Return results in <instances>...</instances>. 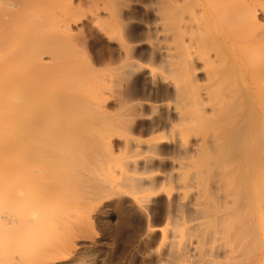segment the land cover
Listing matches in <instances>:
<instances>
[{"label":"bare ground","instance_id":"bare-ground-1","mask_svg":"<svg viewBox=\"0 0 264 264\" xmlns=\"http://www.w3.org/2000/svg\"><path fill=\"white\" fill-rule=\"evenodd\" d=\"M161 1H162V3H163V1H165V3H166L165 5L168 4L170 6L169 8H171V6H174L173 8L175 10L174 13L176 15V18L178 17L182 21H184L183 19H186V17H188V20H190V21L195 20L193 23H195L197 21L198 24H195V26L197 25L196 27L192 23V26L195 27L194 31H196L197 29L200 30L199 29L200 26H203V29L206 30V32H203L206 35V36H203V37H205V39L202 40V38H199L202 40L201 41L202 47H200V49H202V50L204 49L202 51L203 54L200 53L201 56L197 57L198 51H196L194 55H196V57L199 58L200 61L203 60L205 62V67L208 69L207 72H209V74L207 73V75H208L207 82H209V83L211 82L212 84L220 82L219 83V85H220L221 81L223 79L228 80L227 77L229 78V76L232 75V73H229L232 70H229L227 68L228 65H230V64H232L233 68L235 66H237L238 64H240L241 69H240L239 75H240V78L244 82L248 83L249 80L253 81L255 79H258V80L264 82V27L258 22V19H257L258 7H260V9L264 12V1L263 0H181L184 2V4H182L183 2L181 3L178 0H161ZM0 2H1V0H0ZM178 2L181 3L180 6H178L179 5ZM23 3H25V0H20V1L19 0H8V1H4V5H2L3 7H0L1 8L0 9V264H50V262H51V260H53V258L54 259L59 258V260H60V258H61L60 253H62L61 254V256H62L65 254V252L69 251V248H68V250H66L65 245H66V242L68 240H70V239H66V238L69 235L71 237V233H70L71 230H70V232L67 230L70 234L69 235L65 234V237H64V233H65L64 231L65 230L63 231L62 225L64 226L66 224L65 226H70L69 223H71V224H74V223H72L73 221H70V222H68V221L71 218H72L71 220H74L76 218V217L74 218L75 215H73V212L76 211L74 208H73L74 209V211H73V209H72L73 206L70 207L71 208L70 209L68 207V204L65 205L64 207H61L60 205L53 204L50 201L51 200L49 197L50 195H48L47 191L48 192L51 191L50 189L54 183L52 185H48V182H50V183L53 182V181L49 180L48 178L49 177L53 178L55 176L54 175H53V177L52 176H49V177L46 176V175H49L50 173H52V171L54 170V168L49 165L52 169V171H50L48 169L50 167L47 165L48 163H46V162L48 161V159H53V161L57 160V158L55 159L56 152L54 150L62 149V151H63L64 147L62 146V144L64 146H66V144H64L61 140L58 142H61L60 144H61V147H63V148H60V145H57L58 142L54 139L55 138L57 139V137H59V139H60V136L63 133H65V135H62V136H64L65 138H66V136H68V135H66L67 134L66 130L70 126H72V125H70L71 119L66 120V121L62 120V119L65 118L67 115L69 116L68 112H70V114H72L71 113L72 111H69V108H67V106L65 107V105H67L65 100H62L64 102V105H62L63 102L61 100L59 102V106L62 105L64 108L58 107L56 109L55 107H57V106L54 107V105H53L54 102L52 100L50 103V101H48L49 100L48 98L45 99L46 96L47 97L49 96V98L52 97L51 93H50V95H48L49 91L44 86L47 82L46 83L44 82L45 84H43V82L38 81V80L34 81V79H33L34 84L32 85L30 83V85H29V75L35 71L39 72L40 68L43 67L42 65H44V63L42 62V55H44L46 48H48L47 46L51 47L52 42L55 43V41L58 38V36L56 34L55 35L52 34L53 37L55 36V38L50 37V36H52L51 34H48L49 36H47V33L44 32V28H46V27L49 28L52 23L58 24L59 26L61 24V26H63L65 28V26L70 25V21H72V17L71 16L69 17V15L67 16V13H68L67 9H69V8L66 9L67 13L65 12V10H63L62 14L61 13L59 14V15H61L60 17L57 15L55 16L54 14H53L54 16H52L48 12H46V13L50 16L43 13L40 17H35V19L33 18L32 21L28 20V22L29 21L31 22V28H30L31 33L30 32L28 33L25 31L26 29H23V31H22V29L18 30V28H20L19 26H21V25H19L18 21L15 22L14 19L12 21H9L10 17H11L10 15H12V13H14V12L17 13L16 9H20V8L22 9L23 5L26 4V3L25 4H23ZM176 3H178V5ZM158 4H160V3L158 2ZM181 5H183V6H181ZM152 6H154V5H152ZM14 9H15V11H14ZM9 12H12V13L10 14ZM52 13H54V12H51V14ZM63 13H66V15ZM113 13H116V12H113ZM6 14H8V16ZM56 14H57V12H56ZM71 14L72 13H70V15ZM114 15H112V17H114ZM117 16L119 17V15H117ZM6 17L9 19H7ZM12 17H14V16H12ZM12 17H11V19H12ZM109 17H111V16L109 15ZM160 17H161V15H160ZM182 21H180V22L182 23ZM198 21H201V22L199 23ZM23 22L24 21H22L20 24H24ZM154 22H156V21H154ZM117 23H119V22L117 21ZM122 23L124 24V22H122ZM28 24L29 23H27V25ZM192 26H190L191 29L193 28ZM57 28H59V27H57ZM114 28H116V27H114ZM62 30H60V32ZM119 30H121V29H119ZM56 31H57V29H56ZM118 34H120L119 31H118ZM204 34H202V35H204ZM58 35H59V33H58ZM191 38H192V36H191ZM63 40H64V38H63ZM165 40H166V38H165ZM183 40H182V43L184 42ZM167 41H169V40L167 39ZM125 42L127 43L126 40L124 41V43ZM54 43H53V45H54ZM119 44H120V42H119ZM181 45L182 44H179L175 48H177L179 50ZM184 45H185V43H184ZM184 45L181 46V48L183 50L180 48V50H182L181 53L183 55L182 56L183 57V60H182L183 65H181L182 67L181 68L179 67V69L182 70L183 74L182 73L181 74L184 76L183 79H184L185 83H183V84H185V85L180 86L178 84V85H175L173 87L172 92L175 94V97H176V101L173 102L176 104L175 107H170L169 106L170 104H168V103H166V104L160 103L159 105H154V106H152L153 104H150L149 102H147L145 104L138 102V104H136V105L134 103H131V104H134L133 106H135L136 108L139 107L140 109L146 108V106H152L154 108L165 110L163 112V114L161 113L162 115L158 119L153 121V123H152L153 125H151L152 129L150 128V130L154 131L155 127L156 128L158 127L157 131H159V129L169 128L168 129L169 132L167 131L168 132L167 135L160 137L158 141L148 145L147 151L150 152L149 153L150 156H147V157L145 156L146 159L145 158L144 159L146 160V163H148V164H149V162L153 163V161L156 157L155 155L160 154V150L162 151L161 147L159 146L160 144L168 143V141H170L172 139L174 140V137L176 138L177 134L182 138L180 143H179V154L181 157V164L179 163L180 165L178 168L179 170H182V171L178 175H179V177L184 175L186 181L187 180L189 181L188 184L190 186H193L194 189L196 188L197 190L194 192L192 191L191 195H189L187 192H185V194L183 193L184 196L179 195L176 198H172V199L168 200L170 202L169 204H175L177 206V207L175 206L176 208H178V206H179V208H181V207L185 208L186 207L185 205L188 204V206L190 207V209L192 210V213H193V214L191 213L193 215V217L189 220L188 225H185L187 222L186 223L183 222V223L179 224V222L181 220L180 216H178L176 219V221H177L176 225L178 227H180L182 224H184V226L188 230H190V233L192 232L193 229L196 230V232H198L197 237H198V235L201 236L202 241L205 243V244L200 246L199 245L200 241L198 239L199 244L196 246L197 251L200 250V253H201L200 255L202 256V254H203L202 257H206L204 255H207V254H208V256H209V254H211L210 256H213L212 253L214 251L220 250V251H224L226 253V255H228L230 258H232L234 260H236L235 258H240V257L242 258L241 259L242 262L239 261L240 260L239 259L236 261L235 264H240L243 262L245 263L244 258L251 259L250 257H253L255 251H256V254L258 252L257 255H259L260 254L259 250L260 251H262V249L264 250V245H261V244H264V242L259 245V243H258L259 238L257 239V236H258L257 233H259V232H257V230H256L257 225H258L257 223L260 222L259 224H261V223H262L261 225L264 224V217H263L264 216V214H263V211H264V114H262V112L260 111L261 112V113L259 112L260 114H256V118H255L256 120L253 121L254 123L253 122L250 123V121L246 120L248 122V124H246V122L243 123L244 122V120H243L242 124L241 123L237 124L235 129H232L235 126V125L231 126L232 120H233V122H232L233 124H236L234 122H236L238 120L237 119L238 117H234V118H236L235 120L232 117H230L229 120L227 121V116H228L227 114L229 113V111H228L229 109L228 108L226 109V107L228 106V104L226 102L227 101L231 102L232 100H234V97L233 98L230 97L232 95L234 96L232 89L230 90V91H232V94L230 93V91L227 92L229 87L227 88V90H225V88L222 89V90H224L223 93H226L224 95H226V96L230 95V96H228V97H230L229 99L227 97H222V96H219L218 99H216L217 96L213 95V93L215 91H213V89H212L215 85H213L212 88H211L212 85L208 86L207 88L204 87V88H206V90H205V89L201 88V87H203V85L201 87H199L200 85L195 84L193 82V79H192L193 74L190 71V65L195 61V59H194L195 56L193 55V52L191 53V51L189 50V47H186V46L184 47ZM43 48H45V49H43ZM123 49H126V48H123ZM164 50L166 53L165 54L166 57L170 58L173 55V54H170V51L172 50L170 47H165ZM178 50H176V51H178ZM158 51L160 52V50H158ZM129 52H131V51H129ZM181 53H180V57H181ZM128 56L130 57L129 53H128ZM223 61H225V62H223ZM176 62H177V60H176ZM14 64L16 66V73H14L15 70H14V72L12 70ZM195 68H197V66H195ZM133 69L136 70L138 68L136 66H134L132 63H130L129 66L123 72H121V74L123 76L125 74L126 78H128L131 76L132 73H134ZM227 70H229V72H227ZM12 72L14 74H12ZM40 72H41V70H40ZM125 76H124V78H125ZM133 76H134V74H133ZM149 76L153 79V81H156L155 80L156 77L154 76V73H152ZM235 76H237V75H235ZM40 78H42V77H40ZM162 79H164V78H162ZM166 79H168V78H166ZM194 80L196 81L195 78H194ZM225 81H222V83H224ZM196 82H198V81H196ZM198 83H200V82H198ZM111 84H113V83H111ZM219 85L217 84L218 87H219ZM152 86L153 85H151V87ZM162 88L161 89L159 88L156 90L157 96L159 94L160 98H162V96H161L162 94L169 92V86H166L163 89ZM245 88H246V94H248V96H250L249 94L254 96L256 94V92H257V94H258V92H259V94L264 93V87H260L257 90H254L255 93L253 91V89L255 88L254 85H253V89L250 85H246ZM44 89L46 91H48V92H45L47 94H44ZM152 89H153V87L150 89L151 92L153 91ZM202 89L205 92H203ZM50 90H51V88H50ZM212 91H213V93H212ZM59 92L57 91V93H59ZM156 92H154V93L156 94ZM165 95L168 96V94H165ZM215 95H217V94H215ZM221 95H223V94H221ZM64 96H66V95H64ZM263 96H264V94H263ZM53 97H55V96L53 95ZM62 97H63V94H62ZM127 98L128 97H126V99ZM226 98H227V100H226ZM251 98H252V96H251ZM65 99H67V98L65 97ZM108 99H106V100H108ZM230 99H231V101H230ZM53 100H55V98ZM57 100H58V98L56 99V101ZM71 100H73L72 97H71ZM46 101H48L50 104ZM218 101H220V102L218 103ZM221 101H222V103H221ZM250 101H251V99H250ZM123 102L124 101H122V104H124ZM232 102H234V101H232ZM103 103H102V105H103ZM224 103H226L227 106H226V104L224 105ZM70 104H72V102ZM126 104H128V103H126ZM131 104L129 106V109H127L128 111H130V110L134 111L136 109V108L134 109L133 106H131ZM48 105H50V106L48 107ZM208 105L210 106L209 110L211 108L210 111L209 110L206 111L207 110L206 108H208ZM222 105H224V106L221 107ZM31 107L32 108L34 107V108L31 109ZM130 107H131V109H130ZM237 107H234V109H231L232 108L231 107L230 109L233 111L237 109L236 111H234V113L237 114L238 112H240L241 113L240 115L242 117V112H241L242 109L238 105H237ZM49 108L55 109V110L51 111V110H49ZM222 108H224L225 111ZM260 108L262 109V106ZM220 109H222V110L220 111ZM61 111H63V113ZM64 111L66 112L67 115H65ZM98 111H97V114H98ZM128 111L122 112V113L126 114V115L124 114L126 118L124 120H122L121 123H119V124H121L122 128H126V129L132 127L131 126V120H133L131 118L133 115V114L131 115L132 111H130L131 113ZM56 113L58 115H59V113H60V115L64 114L63 118L60 116V118H62L61 120L64 121L63 125L61 123L59 124V120L57 118L55 119V117L57 116ZM157 113H158V111H157ZM234 113H232L231 116H233ZM90 114H92V113H90ZM76 115H77V112H76ZM76 115H74V116L76 117ZM99 116H102V114L101 115L99 114ZM229 116H230V114H229ZM53 117H54V120H57L56 123L54 122ZM105 117H107V116H105ZM250 117H251V115H250ZM69 118H70V116H69ZM95 118L100 119V117H97V116L94 117V120H95ZM113 118H111V119H113ZM79 119H81V117ZM84 119L85 118H83V120ZM114 119H116V118H114ZM85 120L87 121V119H85ZM89 120H90V118H89ZM96 120H97V123L100 122L98 119H96ZM96 120H95V122H96ZM100 120L102 121V118ZM73 121H74V119H73ZM86 121L85 122L83 121V122L86 123ZM114 121H116V120H114ZM65 122H66V125L69 124L68 125L69 127L65 125ZM102 122H104V121H102ZM226 122L227 123L229 122L230 124L229 123L226 124ZM53 123H55L56 125L58 123L59 124V125H57L58 127L56 125H55L56 127H54ZM91 123H93V122H91ZM105 123H108V122H105ZM221 123L224 124V125H222L223 128L226 125L225 129H227V127H228V129L222 131V129H221L222 127L220 125ZM119 124L117 123V125H119ZM250 124H253L252 126H254V127L252 128L250 126ZM46 125L49 126V127L47 126V130L50 131L48 133H51L53 135H48V133L46 131L43 132L45 130L44 127H46ZM61 125L63 128L60 127ZM64 125H65V127H64ZM74 125L76 126V123ZM114 125L115 124L112 125V123L110 122L108 125L110 127L109 128L105 127V128H107V129L111 128V130H113L115 128L118 130V126H115L113 128ZM176 125H178L177 126L178 128L180 126V129H178L176 127ZM257 125H259V127ZM77 126H78V124H77ZM79 126H80V124H79ZM100 126H101V124H100ZM29 128L31 129V131L33 133H35L36 131L38 132L39 129H42V131L39 130L41 132L40 135L41 134L44 135L45 133H47V134H46V136H38L39 135V133H38V135L36 136L37 133H35V135H34L30 131L27 132V129H29ZM58 128H60V129H58ZM61 128H62V130H61ZM65 128H66V130H64ZM56 129L58 131L57 133L54 132V131H56ZM71 129H72V127L69 129V131ZM63 130L66 132H64ZM59 131L61 133L63 131V133L60 134ZM89 131H91V130H89ZM79 132H81V131L79 130ZM27 133L30 136L27 135ZM58 133L60 134L59 136L57 135ZM75 133H76V131H75ZM82 133H81V135H82ZM123 133H125V132H123ZM154 133H153V135H154ZM70 134H73V133L71 132ZM110 134H111V132H110ZM106 135H108V134H106ZM125 135H128V134H125ZM194 135L200 136L201 139L197 143V148L193 149L194 150V152H193V150H191L192 148L190 149L187 147V143H189L188 138L190 136L192 137ZM129 137H130V135H129ZM131 137L133 138V136H131ZM94 138H92L91 141ZM100 138H102V140H104L102 136ZM52 139L54 140L53 142L57 143L56 144L57 146H55L56 147L55 148V147H52L50 145L52 147V149H51L48 146L49 145L48 142H51ZM147 140H150V139H147ZM94 141H96V140H94ZM94 141H92V142H94ZM104 141H106V140H104ZM222 141H223V143L225 142L226 147H228V146L230 147V151L232 152L230 155L227 154V155H229V158L227 157L228 159L226 158L225 160H223V158H222V160L218 159V158H214L215 156L218 155L217 151L219 152V150L223 147ZM87 142H88V140H87ZM101 142L102 141H100L99 143H101ZM226 142L229 145H227ZM51 144L55 145V143H51ZM225 144H224V147H225ZM97 146H99V145H97ZM231 146L235 150H233V148H231ZM65 149H68V148H65ZM108 149H109V147H108ZM101 150H103L102 146H101ZM111 150H112V148H111ZM64 151H67V150H64ZM92 151H95V150L93 149ZM98 151L99 150H97V152ZM129 151H130V149H129ZM230 151H228V153ZM59 152H61V151H59ZM214 152H216L215 156H213ZM220 152H222V151H220ZM151 153H153L155 155L151 156ZM203 153L207 154L209 159L210 158L213 159V161L212 162L210 161V163H208L207 166L205 165L206 167L204 166V168H202V164L204 162L200 163V161L202 159L199 161V158L201 156H203V157L205 156V154H203ZM103 154H104V152H103ZM220 154H219V157H220ZM63 155L65 157H67L65 154H63ZM75 155L78 156L77 154H75ZM80 155H81V153H80ZM92 155H93V153H92ZM74 156H72L73 159H74ZM140 156H141V154H140ZM80 157H82V156H80ZM136 157H139V155H136V154L133 155L132 153H129L126 156L124 155V157H122L121 159H119L117 161L114 160L115 162L113 164L112 163L110 164V162H108L109 161L108 160L107 162L109 165H108V167L105 166V167H107L106 173H108L107 174L108 176H106L107 177L106 181H108V183L107 182L104 183L105 180H103L104 182L102 184V182L99 180V182H101L102 185H100V186L98 185L99 186L98 190L96 189V188H98V186H96V183H95L94 184L95 189L93 190L94 195H97V192L102 190V193L104 192L105 194H108V195L109 194H111V195L112 194H115V195L120 194L122 197V194L125 193L124 191H126V190H129V192L133 191V194H134V191H135L134 189H136V187L145 185V183L147 182L146 178L139 177V176L135 177L132 175V173L134 171L133 167H136V164H138L137 162L139 161V160H137L138 158L136 159ZM67 159H68V157L66 158V160ZM110 159H111V157H110ZM67 161H70V159ZM111 161H113V160H111ZM57 162L55 161V163H57ZM100 162L102 163V161H100ZM70 163H69L68 169L67 168L65 169L66 171L70 170V168H71ZM101 163H99V164L101 165ZM102 165H103V163H102ZM71 166H73L72 163H71ZM65 167H63V169ZM63 169L60 168V170H62V171H63ZM76 169H79V168H76ZM56 170H58V169H56ZM48 171H49V174L47 173ZM79 171H80V169H79ZM91 171H93V170H91ZM57 172H59V171H57ZM54 173H56V171ZM76 173H77V171H76ZM102 173H104V172H102ZM62 174H66V173L63 172ZM77 174H79V173H77ZM95 174H96V171H95ZM44 175L47 177V181L49 180L48 182L46 181V177ZM59 176H60V174H57L56 177H59ZM68 176H70V175H68ZM153 176H156V175H153ZM43 177H45V178H43ZM71 177H72V175H71ZM75 177L76 176H74V178ZM79 177H80V175H79ZM81 178H82V175H81ZM81 178H78L77 180H79ZM155 178H153L151 180V184L153 186H154V184H156V185L159 184L158 179L157 178L155 179ZM40 179L43 180V182ZM54 179H56V178H54ZM65 179H66V176H65ZM119 179H121V180H119ZM185 179H183V180H185ZM57 180H60V179H57ZM95 181H97V180H95ZM46 182H47V184H46ZM80 182H82V181H80ZM84 182H82V183H84ZM209 182L212 184L213 188H215L213 191H210L208 186H207ZM34 183L35 184L37 183V185H35ZM43 183H44L45 187H44V185H42ZM60 183H58V184H60ZM91 183L93 184V182H91ZM58 184L56 181V185H58ZM85 184H84V186H85ZM46 185H48V188L50 186V189H47ZM56 185L54 184V186H56ZM63 185H64V183H63ZM63 185L61 184V186H63ZM86 185H88V184H86ZM152 185H151V187H152ZM187 185H186V187H187ZM38 186H41V188ZM58 186H60V185H58ZM65 186H66V184H65ZM88 186H86V187H88ZM89 187L87 189L88 191L90 190ZM55 188L57 189V186ZM142 188H144V187H142ZM180 189H181V187H180ZM102 193L100 191L99 195H101ZM186 193H187V195H186ZM50 194H52V192H50ZM57 194H59V193H57ZM61 194L57 195L58 198L59 197L63 198L64 193H63V195H61ZM67 195H66V197H67ZM88 197H89V195H88ZM186 198H188V199H186ZM88 200H90V199H88ZM187 200H188V202L186 204ZM67 201H70V200L67 199ZM83 201H85V200H83ZM84 203H86V202H84ZM84 203L81 204V208H82V205ZM77 204L80 205V203H77ZM88 204H89V202H88ZM138 204H140V203L138 202ZM55 206H58V208H56ZM85 206L87 208V205H85ZM75 208H77V207H75ZM169 209L171 210V208H169ZM79 211H81V209H79ZM179 211H180V213H179ZM77 212L78 211H76L75 214H77ZM181 212H182L181 209L180 210L177 209V211L174 213H179V215H182L183 213H181ZM78 213L81 214V212H78ZM80 214H79V217L83 216ZM259 217H260V219H259ZM261 219H263V221ZM66 220H68V221L65 222ZM90 220H92V219H90ZM258 220H261V221L258 222ZM76 221L77 220H75V223H76ZM75 227H76V224H75ZM178 227H175L176 229L173 230L172 236L170 235L172 238V239L170 238L171 239L170 241H172V242L169 241L168 243L171 244L170 249L173 251V252H171V254L173 256L185 257L186 251H185V248L182 247V243L183 244L185 243V242H183V240H184L183 237H185V236L182 234V232H180L177 229ZM66 228L70 229L69 227H66ZM66 228L64 227V229H66ZM183 229H184V227H183ZM84 231H83V233H84ZM259 231L261 233L262 230L260 229ZM72 232H74V230H72ZM74 234H73V236L75 237ZM261 234H263V233H261ZM191 235H192V233H191ZM191 235H189V236H191ZM78 236H79V233H78ZM61 237L62 238L64 237L65 241ZM166 239L167 238H165V236H164V240H166ZM190 239H192V238H190ZM262 239L264 241V237ZM189 241H187V242H189ZM259 242H262V241L259 240ZM172 243H173V245H172ZM63 244H65V245H63ZM68 244L66 246L70 247V241L68 242ZM164 244L162 246H164ZM175 245H176V247H175ZM185 245L187 246V243H185ZM261 246H262V248H261ZM169 247H170V245H169ZM163 248H165V247H163ZM259 248H261V249H259ZM63 249L65 250V252ZM168 252L170 253V251H168ZM256 254H255V256H256ZM66 255H68V254H66ZM208 256H207V258H210ZM261 256L258 260H255V262H254L255 264H256V261H258L259 263L263 262V260L260 262V259H262V258L264 259V256H262V257ZM256 257H254L252 260L254 261V259H256ZM250 261L251 260H249V262ZM161 262H163V261H161ZM232 263H233V261H232ZM263 263H261V264H263ZM164 264H165V262H164Z\"/></svg>","mask_w":264,"mask_h":264},{"label":"rangeland","instance_id":"rangeland-1","mask_svg":"<svg viewBox=\"0 0 264 264\" xmlns=\"http://www.w3.org/2000/svg\"><path fill=\"white\" fill-rule=\"evenodd\" d=\"M4 1H8V0H1L2 3L0 2L1 3L0 7H3L2 5H4ZM26 1L27 0H25L26 4L23 3L25 5H23L22 9L21 8L16 9L17 13L14 12L15 13L14 14V13H12L13 11L9 12L10 14L12 13V15H10L11 17L12 16L15 17V18L12 17V19L10 17L9 21H12L14 19L15 22L18 21L19 25H21V26H19L20 28H18V30L22 29V31H23V29H26L25 31L29 33L30 28H31V22L30 21L28 22V20L32 21L33 18L35 19V17H40L43 13L48 15L46 12H48L52 16L57 15L60 17L61 15H59V14L60 13L62 14L63 10H65V12H66V9L69 8V9H67L68 13L67 12L66 13H67V16L69 15V17L70 16L72 17V21H70V25L65 26V28L63 26H61V24H60V26H61L60 27L58 24H53V23L51 24V26L49 28L48 27L44 28V32L47 33V36H49L48 34H51V35L56 34L58 36L57 40L58 41L60 40V41L58 42L56 40L55 43L52 42V45L50 44L51 47L47 46L48 48H46L44 55H42V62L44 63V65H42L43 67L40 68L41 72L39 70V72L35 71L29 75V85H30V83L33 85L35 80L41 81V82H43V84H45L47 82L44 86L46 87V89L49 92L44 89V94H47L45 92H48L49 93L48 95H50V93H51L52 97L49 98V96L48 97L46 96L45 99L48 98L49 99L48 101H50V103L52 100L54 102V104L52 103L54 105V107L57 106V107H55L56 109L58 107L62 108L63 107L62 105H64V102L62 100H65L67 103V105H65V107L67 106V108H69V111H72L71 112L72 114H70V112L67 111L70 118L66 114L65 111H64V113H65V115H67L65 117L66 119L63 118L64 114L60 115V113H59V115H58L56 113V115L58 117L54 116L55 119L57 118L59 120V124L61 123L62 125L64 124L63 123L64 121H62V120L66 121V120L71 119L70 125H72V126L69 127L68 126L69 124L66 125V122H65V125L69 127L67 130H66L67 127L64 129L67 131L66 135H68V136H66V138L64 136H62V135H65V133H63V131H64L63 130L62 131L63 134L59 131V133L62 134L61 136L63 138L60 136V139H59V137H57V139L56 138L54 139L57 142L62 140V142L64 144H66V146H64L62 144V146L64 148L61 147V144H60L61 142H58V144H57L56 142H53L54 141L53 139L51 140V142H48V144H49L48 146L51 149H52V147L60 145V148H63V151H62V149H60V150H54L53 149L56 152L55 159L57 158V160H55V159L54 160L56 162L58 161L60 164L58 162L55 163V161H53V159H48V161L46 162V163H48L47 164L48 166L50 165L51 167L54 168V170L52 171L51 167L49 166L50 168H48V169L50 171H52V173L49 174V171H48L47 173L49 175L45 174L48 177L49 176L53 177V175H54L55 177H53V178L49 177L48 178L49 180H51L53 182L52 183L48 182L49 180L47 181V177L44 175L46 177V181L48 182V185H52L53 183L56 185V181H57V184L61 182L60 184H58L60 186L56 185L57 186V189H56L55 188L56 186H54V184H53L51 189H50V186L48 188V185H46L47 186L46 188L50 189L51 191L50 190L49 191L52 192V194H50V192H48L46 189L45 190L47 191L48 195H50L49 196L51 199L50 201L53 204H58L61 207H64L65 205L68 204L69 208L73 206L72 209L74 208L76 211L81 212V214L77 212V214H78L77 215V214H75L76 211L73 212V215H75L74 218L75 217L76 218L75 219L73 218L74 220H71L72 218L70 220L68 219L69 221L66 220L65 222L73 221L72 223H74V224L69 223L70 226H65L66 224L64 226L62 225L63 231L65 230L64 231L65 233L63 232L64 237H65V234L69 235L71 233V237L69 235L68 236L69 238L68 237L66 238V239H70L66 242V245H67L68 242L70 241V247L63 244V245H65L66 250H68V248H69L70 252L69 251H67L68 253L65 252V250H64L65 248H64L63 250H64L65 254L62 255L63 257L61 256L62 253H60V257H61L60 260H59V258L58 259L53 258L54 261L51 260L50 264H164V262H165V264H235L237 260L240 259L239 261H241V259H242L241 257L235 258L236 260H234V259L230 258L228 255H226V253L224 251H220V250L214 251L212 253L213 256H210L211 254H209V256H208V254H207V255H204L206 257H202L203 254H202V256L200 255L201 254L200 250L197 251L196 246L199 244V241H200V244H199L200 246L205 244V243L202 241L201 236L198 235V237H197L198 232H196V230L193 229L191 232L192 233V235H191L190 230H188L184 226V224H182L180 227H178L176 225V222H177L176 219L178 216L181 217L179 224L183 223V222H185V223L187 222L185 225H188L189 220L193 217V215H192L193 213L187 204L188 200L186 201V204H187V205H185L186 207L184 206L186 209L183 207L179 208V206H178V208H176L177 206L175 204H169L170 202L168 200H170L172 198H176L179 195L184 196L185 192H187L189 195H191L192 191L194 192L197 190L196 188L194 189L193 186H190L188 184L189 181L188 180L186 181L184 175L181 177H179V175H178L182 171V170L178 169L179 165L181 164V157L179 154V143H180L182 138L176 133L177 136H176V138L174 137V140L172 139V140L168 141V143H162L159 145L162 149V151L160 150V154L155 155V154L151 153V156L152 155L156 156L153 163L149 162V164H148V163H146V160H145L146 159L145 156L146 157L150 156V154H149L150 152L147 151L148 145L158 141L160 137L167 135L169 132L168 131L169 128L159 129V131H157L158 127L157 128L155 127L154 131L150 130V128L152 129L151 125H153L152 124L153 121L158 119L163 114V112L165 111L162 109L154 108L152 106L159 105L160 103H164V104L168 103V104H170L169 105L170 107H175L176 104L173 102L176 101V97H175V94L172 92L173 87L175 85H178V84L180 86L185 85V84H183V83H185V81L183 79L184 76L182 75L183 74L182 70L179 69V67L181 68L182 67L181 65H183L182 64L183 63L182 62V60H183L182 56L183 55L181 53V51L183 49L181 48V46H183L185 43L184 47L185 46L189 47V50L191 51V53L193 52V55L195 54L196 51H198L197 57L201 56L200 53L203 54L202 51L204 50V49L203 50L200 49V47H202L201 41L205 39V37H203V36H206L203 33V32H206V30L203 29V26L199 25L200 30L197 29L199 27L198 26L196 28L197 30L194 31V28L197 26V25L195 26V24H198L197 21L195 23H193L195 20L190 21V20H188V17H186V19H183L184 21H182L178 17L176 18V15L174 13L175 10L173 8L174 6H171V8H169L170 6L168 4L165 5L166 4L165 1H163V3H164L163 4L161 0H159V1L158 0H98V1L97 0H28L27 2ZM178 1H180L181 3L183 2L181 0H178ZM158 2L160 4H158ZM180 2H178L179 5H178V3H176V4L178 6H180V4H181ZM182 4H184V2ZM152 5H154V6H152ZM181 6H183V5H181ZM14 11H15V9H14ZM51 12H54V13L51 14ZM56 12H57V14H56ZM69 12L72 14L70 15ZM113 12H116V13H113ZM66 13H63V14L66 15ZM8 14H6V15L8 16ZM114 14L119 15L120 18L117 15L115 16ZM50 15H48V16H50ZM109 15L111 17H109ZM112 15H114V17H112ZM160 15H161V17H160ZM7 19H9V18H7ZM257 19H258V22L264 27V12L260 9V7H258ZM21 20L24 21L23 22L24 24H20L22 22ZM116 20L119 23H117ZM154 21H156V22H154ZM180 21H182V23ZM122 22H124V24ZM198 22L200 23L201 21H198ZM27 23H29V24L27 25ZM192 23L195 27L192 26ZM190 26H192L193 28L191 29ZM57 27H59V28H57ZM114 27H116V28H114ZM117 27L118 28L120 27L119 29H121V30H119ZM56 29H57V31H56ZM60 30H62V31L60 32ZM118 31L120 34H118ZM58 33H59V35H58ZM202 34H204V35H202ZM191 36H192V38H191ZM50 37L55 38V36L53 37V35ZM63 38H64V40H63ZM165 38H166V40H165ZM199 38H202V40ZM167 39L169 41H167ZM125 40L127 41L128 44L130 43L131 45L130 44L128 45L126 42L124 43ZM182 40L184 41L183 43H182ZM119 42H120V44H119ZM53 43H54V45H53ZM179 44H182L180 46V48L182 50H180V48H179V50L177 48H175ZM165 47H170L172 49L170 51V54H173V55L170 58L165 56V54H166L165 50H164ZM123 48H126V49H123ZM43 49H45V48H43ZM158 50H160V52ZM176 50H178V51H176ZM129 51H131V52H129ZM128 53H129L130 57L128 56ZM180 53H181L182 58L180 57ZM194 56H195L194 57L195 61L192 63L193 65L192 64L190 65V71L194 75V76L192 75L193 82L197 85H200L199 87H201L203 85V87H201V88H203L205 90L208 86L212 85L211 86V88H212L213 85H215L214 86L215 88L214 87L212 88L213 91H215V92L213 93V91H212V93L214 96H217L216 99H218L219 96L227 97L228 99L230 97H232V98L234 97V100H232L234 102H232L231 99H230L231 102H228V101L226 102L228 104V106L226 103H224V105L226 104V106H227L226 109L227 108L229 109L228 110L229 113L227 112L228 113L227 114L228 115L227 121L229 120L230 117H232L234 120L236 119L234 117H238L237 118L238 122L237 121L234 122L236 124L232 123L233 120H232V122L230 121L231 126L235 125L234 128H232V129H235L237 124H240V123L242 124L243 120H244L243 123L246 122V124H248L247 121H250V123H252L254 120H256L255 119L256 114H260L261 112H262V114H264L263 113L264 112V101H263L264 100V96H263L264 93L259 94V92H258V94H257V92H256V94L254 96L251 94H249L250 96H248V94H246V88H245L246 85H250L253 89V85H254V87H255L253 89V91H254L260 87H264L263 86L264 82H262L258 79H255L253 81L249 80L248 83L244 82L240 78V75H239L240 69H241L240 64H238L234 68L232 67V64H230V65H228L227 68L229 70H232V71L229 72V70H227V72L232 73V75L230 74L231 76H229V78L227 77L228 80L225 79L226 80L225 81L223 79L222 81H225V82L222 83V81H221L220 85H219L220 82H218V83L213 82L214 84H212L211 82L209 83V82H207V78H208L207 73L209 74V72H207L208 69L205 67V62L203 60L200 61V59L197 58L196 55H194ZM176 60H177V62H176ZM223 62H225V61H223ZM130 63H132L138 69H136V70L133 69L134 73H132L130 77L127 76L128 78H126V76L124 74V76H125V78H124V76L121 74V72H123L129 66ZM195 66H197V68H195ZM12 70H13V72L15 70L14 73H16L15 64L13 65ZM13 72H12V74H14ZM152 73H154V76L156 77L155 78L156 81H153V79L149 76ZM133 74H134V76H133ZM235 75H237V76H235ZM40 77H42V78H40ZM162 78H164V79H162ZM166 78H168V79H166ZM194 78L196 79V81H198L200 83L196 82L194 80ZM33 79H34V81H33ZM111 83H113V84H111ZM217 84L219 85V87L217 86ZM151 85H153L152 86L153 87L152 92L150 90L152 88ZM166 86H169V92L162 94L161 95L162 98H160L159 94L157 96L156 90L159 88L161 89L162 87L165 88ZM204 87H206V88H204ZM50 88H51V90H50ZM224 88H225V90H227V88H228L227 92H229L232 89L234 96L233 95L232 96L224 95V94H226V93H223L224 90H222V89H224ZM203 89H202V91L205 92ZM57 91L58 92L60 91V92L57 93ZM232 91H230L231 94H232ZM154 92H156V94ZM254 93H255V91H254ZM62 94H63V97H62ZM165 94H168V96H166ZM215 94H217V95H215ZM221 94H223V95H221ZM53 95L55 97H53ZM64 95H66V96H64ZM228 96H230V97H228ZM251 96H252V98H251ZM65 97L67 99H65ZM71 97L74 101L71 100ZM126 97H128V98L126 99ZM54 98H55V100H53ZM57 98H58V100L56 101ZM227 98H226V100H227ZM106 99H108V100H106ZM250 99H251V101H250ZM60 100L63 102V104L61 106H59ZM48 101H46V102H48ZM122 101H124L123 102L124 104H122ZM71 102H72V104H70ZM80 102L81 103L83 102L84 104L83 103L81 104ZM138 102L143 103V104L149 102L150 104H153V105L152 106H146V108L140 109L139 107L136 108L135 106H133L134 104L135 105L138 104ZM219 102L220 101H218V103ZM102 103H103V105H102ZM126 103H128L129 105ZM131 103H134V104H131ZM221 103H222V101H221ZM130 104H131V106H133L134 109L136 108L134 111L130 110V111H132V113L127 110V109H129ZM71 105L72 106L74 105L73 106L74 108ZM125 105L126 106L128 105V106L126 107ZM224 105H222L221 107H223ZM237 105L240 106V108L243 110V111L241 110L242 117L240 115L241 114L240 112H238L237 114L234 113V111L237 110L236 108H235L236 110H234V111L231 110V109H234V107H237ZM49 106L50 105H48V107ZM261 106H262V109L260 108ZM209 107L210 106L208 105V108H206L207 109L206 111L209 110ZM33 108L31 107V109H33ZM224 108H222V109L224 110ZM125 109L128 112H130L131 115L133 114L131 117L133 119V120H131V126L132 127L127 128V129L122 128L121 124H119L122 122V120H124L126 118L125 117L126 114L122 113L124 111L127 112ZM130 109H131V107H130ZM222 109H220V111ZM49 110L52 111L55 109L49 108ZM210 110H211V108H210ZM73 111L74 112L76 111L77 115H76V112L74 113ZM97 111H98V114H97ZM157 111H158V113H157ZM61 112L63 113V111H61ZM90 113H92V114H90ZM232 113H234L233 116H231ZM99 114L100 115L102 114L103 117L99 116ZM229 114H230V116H229ZM74 115H76V117ZM250 115H251V117H250ZM60 116L63 119L60 118ZM95 116L100 117V119L102 118V121H104V122H102L99 118H95V120L98 119L100 122L97 123V120L95 122V120H94ZM105 116H107V117H105ZM54 117H53V120H54ZM80 117H81V119H79ZM113 117L116 119H114ZM83 118L87 119V121L85 119L83 120ZM89 118H90V120H89ZM111 118H113L116 121H114ZM73 119H74V121H73ZM56 121L57 120H54L55 123H56ZM83 121L84 122L86 121V123H84ZM91 122H93V123H91ZM105 122H108V123H105ZM110 122L112 123V125L115 124L113 126V128L115 126H118L119 131L115 128H114L115 130L114 129L111 130V128L110 129L105 128V127H108V128L110 127V126H108ZM55 123H53L54 127L59 125L58 123H57V125ZM75 123H76V126L78 124L77 127L74 125ZM117 123L119 125H117ZM223 123L220 124L222 127V128L220 127L222 129V131L228 129V127H227V129H225L226 125L223 128V126H222V125H224ZM228 123L226 122V124H228ZM79 124H80V126H79ZM100 124H101V126H100ZM62 125L60 127H62ZM65 125H64V127H65ZM252 125L253 124H250V126L253 128L254 126H252ZM47 126L48 125H46V127H44L45 130L43 132H45V131L47 133L50 132L49 130H47ZM177 126L178 125H176V127ZM257 126L259 127V125H257ZM71 127H72V129L69 131V129ZM62 128H61V130H62ZM58 129H60V128H58ZM178 129H180V126ZM39 130L42 131V129H39ZM39 130H38V132L37 131L35 132V133H37L36 136L38 135V133H39L38 136H46L47 133H45L44 135H42V134L40 135L41 132ZM79 130L81 132H79ZM89 130H91V131H89ZM28 131H30L32 134L35 135V133H33L30 128L27 129V132ZM66 131H64V132H66ZM75 131H76V133H75ZM54 132L57 133L58 132L57 129ZM69 132L70 133L72 132L73 134H70ZM110 132H111V134H110ZM123 132H125V133H123ZM152 132L153 133L155 132L154 135ZM59 133L57 134L58 136L60 135ZM81 133H82V135H81ZM106 134H108V135H106ZM125 134H128V135H125ZM27 135H29V134L27 133ZM48 135H53V134L48 133ZM129 135H130V137H129ZM101 136L106 141L102 140V138H100ZM131 136H133V138ZM94 137L95 138L97 137V138L95 139ZM92 138H94L92 141H94V140H96V141L92 142L91 141ZM147 139H150V140H147ZM200 139H201L200 136H196V135H194L192 137L190 136L188 138L189 143H187V147L190 149L192 148L191 150L197 148V143L200 141ZM87 140H88V142H87ZM100 141H102V142L99 143ZM51 143H55V145H52ZM224 144H225V142L223 143V141H222L223 147H224ZM97 145H99V146H97ZM227 145H229V144L227 143ZM101 146H102L103 150H101ZM108 147H109V149H108ZM110 147L112 148V150ZM223 147L221 148L222 150L220 149L219 152L217 151V153H218L217 156H215L216 152L213 153L214 155L212 154L213 156H215L214 158H218L221 160H222V158H223V160H225L227 157L229 158V155L232 153L230 151V147L229 146H228L229 148L226 147V144H225V147L224 148ZM65 148H68V149H65ZM231 148H233V147L231 146ZM93 149L95 151H92ZM129 149H130V151H129ZM64 150H67V151H64ZM97 150H99L101 153L99 151L97 152ZM233 150H235V149L233 148ZM59 151H61V152H59ZM220 151H222V152H220ZM228 151H230V152L228 153ZM103 152H104V154H103ZM193 152H194V150H193ZM80 153H81V155H80ZM92 153H93V155H92ZM129 153H132L133 155L134 154L139 155V157H136V159L138 158L137 160H139V161L137 162L138 164H136V167H133L134 171H133V173L131 172L132 175L135 177L139 176V177L146 178L147 184L145 183V185L136 187L137 190L134 189L135 190L134 194H133V191H130V192H129V190L124 191L125 193L122 194V197L120 194H116V195L115 194H112V195L109 194L110 195L109 196L108 194H105L104 192L102 193V190H100V191L105 197L102 194L99 195L100 191H98L99 193L97 192V195H94L93 190L95 189V187H94L95 183H96V186L102 185L104 182L103 180H105L104 183H106V182L108 183V181H106L107 180L106 176H108L107 175L108 173H106V168L109 165L108 162H110V164L111 163L113 164L115 162L114 160L117 161V160L121 159L122 157H124V155L126 156ZM63 154H65L68 157L67 160L70 159V161H67L66 160L67 157H65ZM75 154H77L78 156H76ZM140 154H141V156H140ZM203 154H205V153H203ZM219 154H220V157H219ZM227 154H229V155H227ZM72 156H74V159ZM80 156H82V157H80ZM110 157H111V159H110ZM111 160H113V161H111ZM100 161H102L103 165ZM199 161H200V163L204 162L202 164V168H204V166L205 165L207 166V164L210 163V161L212 162L213 159L212 158L209 159L207 154H205L204 157L201 156L199 158ZM70 162L72 163L73 166H71ZM69 163H70V167H71L69 171L71 173L68 170L67 171L65 170L66 168L68 169ZM99 163H101V165ZM105 166H107V167H105ZM63 167H65V168L63 169ZM60 168H62L63 171L60 170ZM76 168H79L80 171H79V169H76ZM56 169H58V170H56ZM91 170H93V171H91ZM55 171H56V173H54ZM57 171H59L60 173ZM76 171L79 174H77ZM95 171H96V174H95ZM63 172L66 174H62ZM102 172H104V173H102ZM57 174H60V176L56 177ZM67 174L70 176H68ZM71 175H72V177H71ZM79 175H80V177H79ZM81 175H82V178H81ZM153 175H156V176H153ZM65 176H66V179H65ZM74 176H76V177L74 178ZM45 177H43V178H45ZM77 177L81 178L79 180L82 182H84L85 180L86 181L84 183H82L79 180H77L78 179ZM155 177L158 179L159 184L157 183L158 185L154 184V186H153L151 184V180ZM54 178H56V179H54ZM57 179H60V180H57ZM183 179H185V180H183ZM95 180H97V181H95ZM99 180L102 182V184H101V182H99ZM119 180H121V179H119ZM41 181L43 182V180H41ZM47 182H46V184H47ZM91 182H93V184ZM44 183L42 185H44ZM63 183H64V185H63ZM85 183L88 184L90 187L88 185H86ZM61 184L63 186H61ZM65 184H66V186H65ZM84 184H85V186H84ZM35 185H37V183ZM151 185H152V187H151ZM186 185H187V187H186ZM86 186H88L90 188L89 191L87 190L88 187H86ZM99 186H98V188H96L97 190L99 189ZM207 186H208L210 191H213L215 189V188H213V186L210 182L208 183ZM38 187L41 188V186H38ZM44 187H45V185H44ZM142 187H144V188H142ZM180 187H181V189H180ZM57 193H59V194H57ZM63 193H64V196H63V198L61 197L63 199L62 200L60 197L58 198L57 195H60V194L63 195ZM181 193L182 194L184 193V194L182 195ZM187 193H186V195H187ZM87 194L89 195V197ZM66 195H67V197H66ZM67 199L70 201H67ZM86 199L87 200L90 199V200L87 201ZM186 199H188V198H186ZM83 200H85V201H83ZM84 202H86V203H84ZM88 202H89V204H88ZM138 202L140 204H138ZM77 203H80V205ZM82 203H84V204L82 205V208H81ZM85 205H87V208ZM55 207L58 208V206H55ZM75 207H77V208H75ZM169 208H171V210ZM74 209H73V211H74ZM79 209H81V211H79ZM177 209L182 210L181 213H183L182 214L183 216L179 215L180 211H179V213H174L177 211ZM79 214L83 215V216L79 217ZM263 214H264V211H263ZM89 218L92 220H90ZM259 219H260V217H259ZM75 220H77L76 223H75ZM261 220L263 221V219H261ZM261 220H258V222ZM259 223H257L258 225L256 224L257 225L256 230H257V232H259V233H257L258 234L257 239L259 238L258 243L260 245L261 243L264 242L262 239L264 237V235H263L264 234V224L261 225L262 223L261 224H259ZM75 224H76V227H75ZM64 227L65 228L69 227L70 229H68V228L64 229ZM175 227H178L177 229L180 232H182V234L185 236V237H183L184 240L182 239L183 242L187 243V246L185 245V243L184 244L182 243V247L185 248V251H186L185 257H182V256H180L181 258L179 256L175 257L171 254V252H173V251L170 249L171 244L168 242L172 239L171 236H172L173 230L176 229ZM183 227H184V229H183ZM260 229L262 230L261 233H263V234L260 233V231H259ZM67 230L69 232L71 230V232L69 233ZM72 230H74V232H72ZM83 231H84V233H83ZM78 233H79V236H78ZM73 234L75 235V237L73 236ZM189 235H191L192 237ZM164 236H165V238H167L166 239L167 241L164 240ZM64 237L63 238L61 237V238L64 239V241H65ZM190 238H192V239H190ZM198 239H199V241H198ZM259 240H261L262 242H259ZM187 241H189V242H187ZM170 242H172V241H170ZM163 244H164V246H162ZM169 245H170V247H169ZM172 245H173V243H172ZM261 245H264V244H261ZM163 247H165V248H163ZM175 247H176V245H175ZM261 248H262V246H261ZM261 248H259V249H261ZM168 251H170V253ZM259 252L262 256H264L263 255L264 254L263 249H262V251L259 250ZM66 254H68L69 256ZM255 254H256V251H255L253 257H250L251 259L244 258L245 263L246 264H255L254 263L255 260H258L261 256L260 254L257 255L258 252L256 254L257 257L255 256ZM207 256L210 258H207ZM254 257H256V259H254V261H253L252 259ZM249 260H251V261L249 262ZM262 260L264 262L263 258L260 259V262ZM161 261H163V262H161ZM232 261H233V263H232ZM263 262H261V263H263ZM243 263H240V264H243ZM261 263L256 261V264H261Z\"/></svg>","mask_w":264,"mask_h":264}]
</instances>
